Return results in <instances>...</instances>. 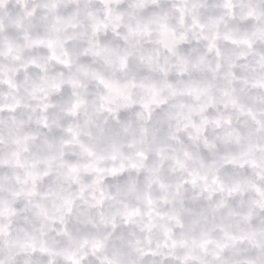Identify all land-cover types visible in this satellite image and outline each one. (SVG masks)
<instances>
[{
	"label": "clouds",
	"instance_id": "1",
	"mask_svg": "<svg viewBox=\"0 0 264 264\" xmlns=\"http://www.w3.org/2000/svg\"><path fill=\"white\" fill-rule=\"evenodd\" d=\"M0 264H264V0H0Z\"/></svg>",
	"mask_w": 264,
	"mask_h": 264
}]
</instances>
